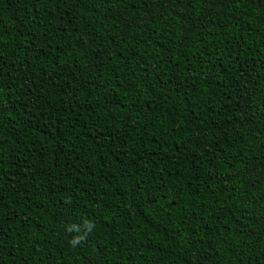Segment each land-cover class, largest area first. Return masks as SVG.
Instances as JSON below:
<instances>
[{
    "label": "trees",
    "instance_id": "16d2710c",
    "mask_svg": "<svg viewBox=\"0 0 264 264\" xmlns=\"http://www.w3.org/2000/svg\"><path fill=\"white\" fill-rule=\"evenodd\" d=\"M0 264H264V0H0Z\"/></svg>",
    "mask_w": 264,
    "mask_h": 264
}]
</instances>
